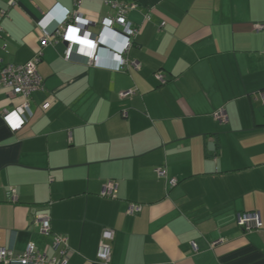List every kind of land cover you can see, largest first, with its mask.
Masks as SVG:
<instances>
[{"label":"crops","instance_id":"crops-1","mask_svg":"<svg viewBox=\"0 0 264 264\" xmlns=\"http://www.w3.org/2000/svg\"><path fill=\"white\" fill-rule=\"evenodd\" d=\"M126 1L140 34L125 57L139 70H119L125 37L104 25L117 10L103 0L80 9L101 43L93 66L84 45L69 61L63 41L41 48L74 0H0V63L42 50L45 86L16 133L2 112L22 100L0 86V248L54 256L35 222L48 215L70 264H264V0ZM112 181L116 198L102 197ZM131 203L142 211L129 215ZM245 212L260 230L238 226ZM104 229L115 231L108 263Z\"/></svg>","mask_w":264,"mask_h":264},{"label":"built area","instance_id":"built-area-1","mask_svg":"<svg viewBox=\"0 0 264 264\" xmlns=\"http://www.w3.org/2000/svg\"><path fill=\"white\" fill-rule=\"evenodd\" d=\"M103 1L106 4L112 5L117 10L114 17L105 19L104 25L111 30L115 25L121 26L125 37L118 62L119 70L126 71L131 68L139 70L140 63L130 61L125 57L140 34L139 26H135L127 20L128 12L135 9L136 5L131 4L126 0ZM74 2L75 9H64L66 20L59 28L54 31L42 30L41 48L43 49L49 44L57 41H63L67 45L64 59L69 61L73 55L75 47L78 45H84L89 48L88 65L93 66L96 65L99 60L98 51L101 43L98 39L87 37L85 35L84 31L90 24V21H86L80 11L82 7V0H74ZM10 4H16V0H11ZM147 18L148 17H146V19ZM72 29H75L76 31L72 32ZM255 30H264V23L256 24ZM41 55L42 50H40L29 62L23 65H3L0 63V86L10 91L15 97H19L22 100L21 104L13 111L10 112L4 110L2 112L3 119L8 123L10 129L14 133L20 131L25 125L23 115L29 108L32 95L45 89L44 81L38 72V65L42 59ZM156 76L162 84L166 83V79L161 73H157ZM132 93H134V91L123 93L122 97H126ZM255 97L256 99H261L264 103V91L257 93ZM215 117L219 121H226L224 109H220L215 114ZM166 174L167 172L165 169H158V175L160 177H166ZM168 183L170 187H173L176 185L177 181L175 179H171ZM117 186L118 185L113 181L108 183L101 193L102 197L116 198ZM141 211L142 206L140 204L131 203L128 214L133 216L137 215ZM35 220V222L39 224L41 233L53 236L52 249L54 250L55 255L50 257L47 253L40 251L34 243H30L23 253H16L11 249L0 248V264H70L71 252L67 237L53 232L51 218L48 215H39ZM238 226L245 231H252L260 230L263 223L258 212H245L239 215ZM114 236V230L104 229L97 254L98 260L105 263L110 262L111 245L109 242L114 239Z\"/></svg>","mask_w":264,"mask_h":264},{"label":"trees","instance_id":"trees-1","mask_svg":"<svg viewBox=\"0 0 264 264\" xmlns=\"http://www.w3.org/2000/svg\"><path fill=\"white\" fill-rule=\"evenodd\" d=\"M158 73H160V72H158ZM157 74V73H156ZM166 79V78H165ZM167 81V80H166ZM161 83V82H160ZM162 84V83H161ZM161 168H163V169H165L166 170V168L165 167H161ZM160 169V168H159ZM167 172V171H166ZM168 181H169V179H168ZM169 184V183H168ZM170 186V185H169Z\"/></svg>","mask_w":264,"mask_h":264},{"label":"snow or ice","instance_id":"snow-or-ice-1","mask_svg":"<svg viewBox=\"0 0 264 264\" xmlns=\"http://www.w3.org/2000/svg\"><path fill=\"white\" fill-rule=\"evenodd\" d=\"M71 31H72V32H75L76 30H75V29H72ZM69 38H73V37H69ZM81 42H84V41H81Z\"/></svg>","mask_w":264,"mask_h":264}]
</instances>
